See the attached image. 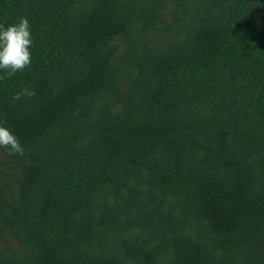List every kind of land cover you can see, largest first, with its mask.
<instances>
[{
    "label": "trees",
    "instance_id": "trees-1",
    "mask_svg": "<svg viewBox=\"0 0 264 264\" xmlns=\"http://www.w3.org/2000/svg\"><path fill=\"white\" fill-rule=\"evenodd\" d=\"M21 17L0 264H264V0H0Z\"/></svg>",
    "mask_w": 264,
    "mask_h": 264
},
{
    "label": "clouds",
    "instance_id": "clouds-1",
    "mask_svg": "<svg viewBox=\"0 0 264 264\" xmlns=\"http://www.w3.org/2000/svg\"><path fill=\"white\" fill-rule=\"evenodd\" d=\"M33 38L31 25L27 18L21 17L18 23L0 25V70L9 77L17 72L29 69L32 63L31 48ZM34 91L25 88L14 95L19 100L22 95L33 96ZM0 148H4L10 155L24 154V148L18 138L9 128L0 123Z\"/></svg>",
    "mask_w": 264,
    "mask_h": 264
}]
</instances>
